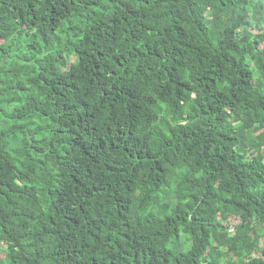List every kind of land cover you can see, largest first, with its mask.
Masks as SVG:
<instances>
[{"label":"trees","instance_id":"trees-1","mask_svg":"<svg viewBox=\"0 0 264 264\" xmlns=\"http://www.w3.org/2000/svg\"><path fill=\"white\" fill-rule=\"evenodd\" d=\"M0 264H264V0H0Z\"/></svg>","mask_w":264,"mask_h":264}]
</instances>
